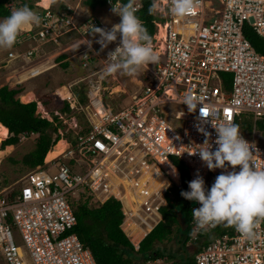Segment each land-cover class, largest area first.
<instances>
[{
	"label": "built area",
	"instance_id": "2783aa9c",
	"mask_svg": "<svg viewBox=\"0 0 264 264\" xmlns=\"http://www.w3.org/2000/svg\"><path fill=\"white\" fill-rule=\"evenodd\" d=\"M157 3L160 20L155 22L156 28L162 26L164 30L159 38V60L141 74V84L131 94L130 103L110 107L102 93L103 77L93 72L86 78L90 116H86L87 126L82 131L79 128L75 136L77 155L87 156L86 168L79 170L60 164L52 165L55 171L51 172L49 166H41L28 173L12 197L8 195L12 190L1 191L0 254L4 264H96L90 249L73 231L77 219L69 199L76 198L84 189L106 193L111 187L108 167L112 173L116 170L121 175V169L126 166L127 175H139L135 165L139 156L146 164L156 157L173 164L171 155L185 163L192 162L195 165L192 177L197 166L205 165L198 155H189L204 142V135L198 131L200 127L211 133L212 143L216 139L215 126L235 123L241 114H248L252 129L250 134L241 135L255 145L254 167L264 169V144L255 139L256 121L264 120V54L246 36L248 31H253L264 39V0H199L197 7L183 16L171 13V0H157ZM39 15L42 18L39 29L26 33L44 42H57L61 35L76 28L87 34L91 25L99 24L95 18L81 24L71 23L66 11L55 13L46 9ZM21 40L18 37L17 43ZM118 44L119 41L107 53ZM38 52V47L32 46L23 53L30 59ZM95 53L93 50L83 55L82 68L91 66L89 57ZM12 54L8 53L10 57ZM37 71L31 68L29 74ZM188 97L196 104L191 112L186 104ZM68 152L73 154L71 149ZM222 171L209 170L206 166L205 176L208 174L210 178L207 182L204 179L205 187L210 188L212 176ZM171 182L169 179L161 186L165 187L164 191L150 193L140 204L153 220V227L162 220V215L155 219L163 205L160 195L166 193ZM108 195L107 198H116L113 193ZM123 212L125 217L131 211ZM188 226L186 242L192 249L189 256L176 259L165 255L149 259L145 264H186L188 257H192L194 264H264V222L256 229L253 240L242 236L234 227L214 233L213 238L200 233L193 237L190 235L195 228L192 213ZM203 241L193 252L194 243Z\"/></svg>",
	"mask_w": 264,
	"mask_h": 264
},
{
	"label": "rangeland",
	"instance_id": "374dc122",
	"mask_svg": "<svg viewBox=\"0 0 264 264\" xmlns=\"http://www.w3.org/2000/svg\"><path fill=\"white\" fill-rule=\"evenodd\" d=\"M26 1L33 2L34 0H26ZM73 2L74 0L70 4L71 6L70 12H72V16H69V17H70L71 23L80 21L78 20L79 18H76L73 13V7H74L72 5ZM82 3H84V1ZM117 4L118 3L115 2L113 5H117ZM61 6L62 4L60 3H56L54 5V7L56 8H59ZM13 8H14V5H13ZM56 8L54 9L55 10L63 9V8L62 9H56ZM111 13H112V16L115 15L113 12L105 8H102L99 10V14H103L105 16L104 19L109 22L113 20L111 18ZM98 21L100 22L99 19ZM119 21H120V18L118 16V22ZM156 22H159V21H156ZM160 29L159 31H157L158 29L156 30V33L153 36L154 41L152 42L153 49L156 54H158L159 49H160V40L158 38V35H156L160 32ZM71 33L78 34L76 31H72ZM20 36L22 38L27 37L29 39L25 31H22ZM64 37L65 36H62V37L60 36L59 38L63 39ZM30 39H33V38L30 36ZM96 39H98V36L88 39V40H92L93 42L92 45L95 46L96 53L94 51L95 56L93 58V62L91 66L85 67V68L80 67L79 64H77V67L69 66V67L64 68L57 61L53 64L52 58L56 57L58 52L57 50L54 51L51 46L56 45L57 43L50 42V41L46 43L44 41L37 40L38 44H40L39 45L40 47L38 46L39 54L31 59H29L26 56V54L23 53L24 52L23 50H18V51H14L12 56L10 57V60L6 62L5 60L1 61V59L4 57H7V51L4 50L1 53L2 58H0V86L7 85L9 88L20 87L21 90L16 94L15 97L18 98L19 101L22 103H28L30 101H35L36 102L35 114H38L41 117H44L49 121H52V125L47 129V132L50 133L52 139H54L57 135H59V137H61L60 140H65L67 142L68 147L64 150L65 152L62 151L56 154V156H54L50 160H48V158L44 156L43 165H37L35 167H30L24 164L22 159L34 148L35 146L34 141H35L36 134L30 133L28 135H21L19 138V141L16 144H12L13 146H9L5 150L0 151V193L2 190H4L3 193H8L11 190H17L21 184V181L27 177L28 173L31 170L37 169L39 167L47 168L49 166L51 172L55 171V167H53L52 165H60V164H67L70 167L76 168L79 170H84L86 168L87 156L77 155V152H76L77 149H76L75 144H73V141H74V138L76 136V132L78 131V129L86 125L84 124L86 117H85V112L83 111L85 109L86 101L81 102L79 100L78 92L83 91L85 83H87V80H88V78L86 77L88 76V74L91 75L93 72H95L96 75L100 74L99 78L103 77L102 84H103L104 91H102V93H103L104 100L109 104L110 107L119 108V107L127 106L130 103L131 94L133 93L134 90L138 89V87L141 84L138 79L139 76L142 74V72L147 70V67L150 64L148 66L141 67L138 70V72L135 74L129 75V74H124L122 72H118L114 74H107L106 69L108 66V61L105 59V54L111 47H113L114 44L117 43V41H119V36L116 42L109 44L108 47L105 48L103 51L100 50V45L95 43ZM72 40H73V37L69 41V43L65 45L61 44L62 49L66 48V46L73 45L71 48V50H73V48H75L76 46V42L73 43ZM27 41L31 44L30 46L32 47L31 40H27ZM85 41H86V38L84 37L78 38V45L80 44L83 45ZM22 42H24V40H21V43ZM30 46L26 49L31 48ZM49 48L53 52L50 53V55H47L46 51ZM36 61H39L38 65L36 64L34 65V62ZM41 61H47L48 63L40 64ZM33 66H40L39 68L41 69L42 72L38 76L28 78L27 72ZM12 68L14 70H11ZM97 71H99V73H96ZM61 86H66V88L68 89L69 91L68 98H63L58 93V90ZM55 88H56L55 93L57 95L54 97L53 94L51 93L55 91ZM29 94H31L30 98H28ZM64 100L69 103V107L71 108L69 112L61 111V107L63 105ZM55 116L57 117L56 119H54ZM248 118L249 117H246V116L243 117L241 122L246 121ZM53 127L56 128L55 129L56 131L53 129ZM8 132L9 131H7L6 136L0 135V137L6 138L10 136L11 134L10 133L8 134ZM248 134L250 133L247 132V134H244V135H248ZM255 139L258 142L264 144V132H261V133L255 132ZM60 140H58L56 144H58ZM56 144L54 145L52 144L53 146L51 145L49 150L50 151L53 150ZM69 149L73 150V154H70L68 152ZM155 160L150 159L148 160L149 163L146 164L141 160V156H139L135 161V165L140 170V173L137 176L127 175L126 166L123 169H121V175L116 170H114L116 174L115 175L114 173H112V170L109 167L107 171L108 172L107 177L109 179V183L115 184L117 188L120 190V193L117 196L121 198L122 210L131 211L130 213H128V215H125L124 218L134 223L138 227V229L141 232H143V234L149 232L153 228L154 222L149 217V215H147L146 213L142 211L143 207L142 206L140 207V204L147 199L150 193L156 192L159 190L164 191L165 187L161 188V186L164 185V183H167L168 180L170 179L165 173V171L159 166V164L158 163L155 164V162H157ZM186 162L191 172L193 168L195 167V165L192 162H189V161H186ZM203 176L206 182L210 178V175L208 174L206 176L205 175ZM212 177L213 179L210 182H214L216 178L215 176H212ZM171 181H172L171 182L172 185L167 188V191H165L166 193L163 196L160 195V198L161 199L163 198L162 199L163 203H161V205L162 204L166 205L167 200L165 198V195L169 194V190L175 184V181L173 180ZM121 183L123 184V188L120 185ZM176 185H180V179H179V182L176 183ZM125 186H127L129 189L127 193V197L129 198L130 201H127L126 199ZM108 190L109 189H107L106 193H104L103 190H96L92 192L91 194L92 196H90L89 198V206L91 207L98 206V203H101V202L103 203L106 199H108L107 197L109 196L108 194L110 193V192L108 193ZM177 206L178 205L176 201H171L169 205V209L171 210L173 208L175 209ZM195 208H199V207H194V209ZM138 209L140 210L137 211ZM158 215H159L158 217H155V219L157 220L160 219V216H161L160 211ZM124 218L121 223L122 230L123 228H125L126 223H127V221L124 222L125 220ZM178 225H180L182 229L184 228L183 225H181V221L178 222V224H174L172 226L173 233L171 237L168 240H163L162 242L157 244L158 249L161 251H164L165 255H167L168 253H176L175 254L176 259H179L180 255L182 258L185 257L186 255L189 256L190 252L192 251L191 245L188 244V242L185 243L184 249L182 248L181 239H183V234L181 235L180 231L177 229ZM124 232L129 238L128 229H126V231ZM187 249H188V252H186ZM0 264H4L1 254H0Z\"/></svg>",
	"mask_w": 264,
	"mask_h": 264
},
{
	"label": "clouds",
	"instance_id": "9594fccd",
	"mask_svg": "<svg viewBox=\"0 0 264 264\" xmlns=\"http://www.w3.org/2000/svg\"><path fill=\"white\" fill-rule=\"evenodd\" d=\"M108 1L112 4V0ZM57 2L58 0H47L49 7L43 8L39 14L49 9L55 13L66 11L69 16H72L67 6L62 10L50 8ZM8 3H11V6L7 4L11 13L0 21V48L3 49L11 48L14 44L18 45L17 40L18 37L21 38L20 34L23 30L32 26L39 27L42 22L41 16L27 4L13 8L12 2ZM198 3L199 0H171L170 11L176 16H183L197 7ZM135 5L136 0L112 4L111 11L119 16V23L113 24L111 28L94 25L90 27L88 33L93 37L98 36L95 43L100 45L101 51L109 44L116 42L119 36L118 46L109 51L106 56L107 74L118 72L135 74L141 67L155 64L159 60L153 49L152 37L143 21L136 15L138 9ZM159 10L157 0H152L148 13L152 15ZM93 18L97 19V17ZM58 42L59 38L54 43ZM87 45L91 50L92 40H88ZM78 48L79 45L75 46L74 51ZM31 68L38 71L30 75ZM31 68L27 72L28 78L38 76L42 72L38 66ZM186 104L190 112L195 110L196 104L191 97H188ZM214 128L216 139L212 143L209 142L211 133L205 131L203 127L198 128L205 139L200 147L189 155H198L209 170L223 169V171L216 176L210 188L205 187L204 178L197 172L195 178L188 182V190L180 192L184 199L195 200L200 204L199 208L192 207L195 228L190 235L196 237L202 230L208 231L224 224L234 227L242 236L253 240L256 237V229L264 222V169L257 170L254 167L252 149L255 145L243 138L238 124L227 122ZM256 154L259 152L257 151ZM229 167L231 171L228 170ZM237 167L239 171H236Z\"/></svg>",
	"mask_w": 264,
	"mask_h": 264
},
{
	"label": "trees",
	"instance_id": "16d2710c",
	"mask_svg": "<svg viewBox=\"0 0 264 264\" xmlns=\"http://www.w3.org/2000/svg\"><path fill=\"white\" fill-rule=\"evenodd\" d=\"M10 1L13 0H0L1 17H7L10 15L11 10L7 6L8 2ZM19 1L21 2V6L27 4L30 8L33 7L31 3H25V1L22 0ZM116 1H119L120 3L127 2V0H112V4H114ZM107 2L108 0H84V4L90 7H94L97 4L104 5ZM151 3L152 0H136V4H138V6H135L138 9L136 15L143 21L148 33L152 37L153 42V36L157 29L155 22L160 19L157 13L152 15L148 13V8ZM15 5L17 6V3ZM246 36L254 48L258 52L264 54V39H262L253 31H248ZM84 49L86 50L78 53V62L80 67H82L81 63L84 60L83 55L93 53V50H89L88 47ZM93 58L94 56H90L89 61L93 62ZM59 63L62 67H65L68 64L66 61H60ZM141 77L142 76L140 75L139 78ZM20 90V87L9 88L7 85L0 86V122L3 124L2 125L0 123V135L6 136L7 131H9L11 134L6 138L0 137V151L5 150L9 146H13L12 144H16L19 141L21 135L35 133V146L22 159L24 164L30 167H35L37 165H43L44 156H46L50 146L52 144H56V142L60 140L61 137L57 135L54 139H52L50 133L47 132V129L52 125V121L35 114V101L22 103L18 98L15 97ZM78 98L81 102L87 100L86 83L83 91L78 92ZM70 109L69 103L64 100L61 111L69 112ZM245 116L249 118L246 121L241 122L242 118ZM56 118L57 117L55 116L54 119ZM86 120L84 121V124L86 125L82 126L81 131L84 130L85 126H87ZM235 124L239 125L241 134L244 135L247 134V132H251L252 120L251 116L248 114H241L240 117H237ZM53 129L55 130L56 128L53 127ZM255 131L256 133L264 132L263 119L256 121ZM77 133L78 131L76 132V135ZM73 144H75V138ZM170 159L179 170L180 185H173L169 190V194L165 195L167 203L160 208L162 220H160L145 237L144 235L146 233L143 234V232H141L134 223L128 220V222L133 227V230L139 235L138 242L142 239V237H144L139 242V247L137 249L134 245H137L138 242L137 244H134L130 236L128 238L126 233L123 231L124 228L123 230L121 228L124 212L122 210V204L120 200L114 197H109L103 203H98V206L91 207L89 206V198L92 196V192L87 189L81 191L76 198L69 199L77 219V223L74 226L73 231L76 233L80 241L90 249L96 264H145V262L149 259L165 256L164 251L159 250L157 244L163 240H168L173 233L172 226L174 224H178L180 221L181 225L185 227L182 229L180 225L177 226V229L180 231L181 235L183 234L181 245L184 249L189 232L188 221L193 208H191L189 200L184 199L180 195V192L182 190H188V182L192 180V177L190 168L184 161L173 155L170 156ZM14 194L15 190H12L8 193V195L11 197ZM171 201H176L178 205L172 210L169 209ZM180 213L181 217H178L180 216ZM222 226L223 224L218 225L216 228L210 229L208 231L202 230L200 234H203L208 238L211 235L213 238L214 233H222L225 229L233 228L226 225L223 227ZM204 242L205 241L194 243V246H192L193 252L197 251ZM175 254L176 253H168L167 256L168 258H176ZM186 264H194L192 257H188Z\"/></svg>",
	"mask_w": 264,
	"mask_h": 264
},
{
	"label": "crops",
	"instance_id": "0c3cea01",
	"mask_svg": "<svg viewBox=\"0 0 264 264\" xmlns=\"http://www.w3.org/2000/svg\"><path fill=\"white\" fill-rule=\"evenodd\" d=\"M22 1H25V3H31L32 5H33V7H32V9L34 10V11H36L38 14H39V12L43 9V8H47V7H42L41 5H39V3H37V2H40V0H34L33 2L32 1H26V0H22ZM72 1L73 0H58V2L57 3H60V4H62V6L61 7H59V8H56V7H54V5L53 6H51L50 8H52V9H54V8H56V9H62V8H65L66 6L68 7V8H71V6H70V4L72 3ZM84 0H81V1H79V0H74V2H73V13H74V15H75V17L76 18H79L78 20H80V21H78V22H75L76 24H81L82 22H84V21H86L87 19H90V18H93V17H97L99 20H100V22H99V24H98V26L97 27H103V28H111V26L113 25V24H116V23H119L118 22V16H116V15H113L112 16V13H111V18L113 19L112 21H107V20H105L104 19V15L103 14H99V10L100 9H102V8H105V9H107V10H109V11H111V8H112V4H110L109 3V1L106 3V4H104V5H99V4H97V5H95L94 7H90V6H88V5H86V4H84V3H82ZM118 4L120 3L119 1H116ZM17 3V6L18 7H20L21 6V2L19 1V0H13L12 1V7H13V5H14V7H17L15 4ZM80 3H82V4H80ZM19 4V5H18ZM17 7V8H18ZM49 7V6H48ZM13 9V8H12ZM112 12V11H111ZM6 17H1L0 16V19H1V21L3 20V19H5ZM30 29H32L33 31H32V33L33 32H35L37 29H39V27L38 26H32V27H30V28H27V29H25V30H23V31H25V32H27L28 30H30ZM72 31H76L78 34H73V33H71ZM89 35V36H88ZM62 36H65L63 39H60L59 38V41L60 42H58L56 45H53V46H51L52 47V49L55 51V50H57V56L56 57H54V58H52V63L54 64L56 61L57 62H60V61H66L68 64H67V66H65L64 68H66V67H69V66H72V67H77V64H79V62H78V60H79V55H78V51H80L81 49H84V48H87L88 47V39L89 38H93V36H90V34L88 33V34H86V35H84V34H82V32L78 29V28H76V29H72V30H70L69 32H67L66 34H64V35H62ZM61 36V37H62ZM72 37H73V43H75L76 42V46L78 45V38H86V41H85V43L82 45V44H80L79 45V48L76 50V51H74V48H73V50H71V48H72V46L73 45H70V46H66V48H63L62 49V47H61V44L62 45H65V44H67V43H69V41L72 39ZM88 37V38H87ZM22 38V37H21ZM22 40H24V42H22V43H20V45L18 44V45H13V47H11V48H8V49H3V48H0V58H2V56H1V53L4 51V50H6L7 51V57H4V58H2L1 59V61L2 60H5L6 62L7 61H9L10 60V56L8 55V53L9 52H14V51H18V50H24V49H26V48H28L31 44L27 41V40H31V42H32V46H36V47H38L40 44H38V41L37 40H33V39H30V37H29V39L27 38V37H25V38H22ZM47 43V42H46ZM50 43V42H49ZM93 43V42H92ZM50 45V44H49ZM31 47V46H30ZM40 47V46H39ZM68 47H70V48H68ZM68 48V49H67ZM91 49L92 50H94L95 51V46L94 45H91ZM53 51L49 48V49H47V51H46V53H47V55H50V53H52ZM62 52V53H61ZM96 52V51H95ZM63 55V56H62ZM48 57H50V56H48ZM38 63H39V61H36V62H34V65L36 64V65H38ZM45 63H48L47 61H41V63L40 64H45ZM49 66V65H48ZM38 67H40V66H38ZM11 70H14L13 68L11 69ZM15 72V71H14ZM143 73V72H142ZM87 77V76H86ZM139 80H140V78H138ZM54 80V79H53ZM86 88H87V86H86ZM135 91V90H134ZM56 92V88H55V91L54 92H49V93H51V94H53V96L55 97L57 94L55 93ZM68 98V97H67ZM84 112H85V114H86V116L87 117H89L90 116V110L87 108V100H86V103H85V109L83 110ZM10 145V144H9ZM122 225V224H121ZM185 228V227H184Z\"/></svg>",
	"mask_w": 264,
	"mask_h": 264
},
{
	"label": "bare ground",
	"instance_id": "6f19581e",
	"mask_svg": "<svg viewBox=\"0 0 264 264\" xmlns=\"http://www.w3.org/2000/svg\"><path fill=\"white\" fill-rule=\"evenodd\" d=\"M38 3H39V5H42L43 7H48L47 0H40V2H38ZM159 29H160V32L159 33L157 32L158 34H156V35H158V38H160L163 35V31H164L162 26H159L157 31H159ZM58 93L63 98L69 97V91L66 88V86H61L59 88V90H58ZM30 97H31V94L28 95V98H30ZM8 134H9V132H8ZM67 147H68L67 142L65 140H60L58 142V144H56L55 148H53V150H51V151L49 150L47 152L48 154H46L47 156H45V157L48 158V160H50L54 156H56V154L64 151ZM156 161L159 164V166L165 171V173L167 174V176L171 180L175 181V183L179 182V171L168 159H165V158L161 159V158L156 157ZM197 167H198L197 168L198 170L193 171L192 179L195 178V175H196L197 172H199V174L202 177H204L203 175L206 174V165H202V166L199 165ZM125 188H126V192H125L126 199H127V201H130L129 198L127 197V193L129 191V189H128L127 186H125ZM108 193L109 194L113 193L114 196L119 198L117 195L120 193V190L117 188V186L115 184H111V187L109 188ZM119 199H121V198H119ZM125 221H127V223H126V226L124 228V231H126V229H128V231H129L128 233H129V236H130L131 240L133 241L134 244H137V242L139 240L138 233H136L133 230V227L131 226V224L128 222L127 219H125L124 222Z\"/></svg>",
	"mask_w": 264,
	"mask_h": 264
},
{
	"label": "water",
	"instance_id": "95a60500",
	"mask_svg": "<svg viewBox=\"0 0 264 264\" xmlns=\"http://www.w3.org/2000/svg\"><path fill=\"white\" fill-rule=\"evenodd\" d=\"M0 123H1V122H0ZM1 124H2V123H1ZM2 125H3V124H2ZM7 129H8V128H7ZM189 204H190L191 207H195V206H197L199 203H198L197 201L193 200V201H189ZM179 215H181V213H180ZM147 233H148V232H147ZM147 233H146V234H147ZM146 234H145V235H146ZM139 242H140V241H139ZM139 242H138L137 245H134L136 249L139 247Z\"/></svg>",
	"mask_w": 264,
	"mask_h": 264
}]
</instances>
